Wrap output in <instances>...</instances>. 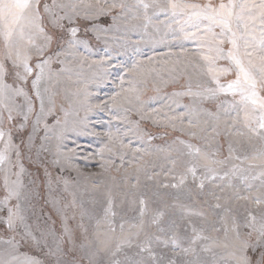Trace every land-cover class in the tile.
I'll return each mask as SVG.
<instances>
[{"label": "snow or ice", "instance_id": "6c2138e0", "mask_svg": "<svg viewBox=\"0 0 264 264\" xmlns=\"http://www.w3.org/2000/svg\"><path fill=\"white\" fill-rule=\"evenodd\" d=\"M0 264H264V0H0Z\"/></svg>", "mask_w": 264, "mask_h": 264}, {"label": "rangeland", "instance_id": "374dc122", "mask_svg": "<svg viewBox=\"0 0 264 264\" xmlns=\"http://www.w3.org/2000/svg\"><path fill=\"white\" fill-rule=\"evenodd\" d=\"M163 19V17H161ZM149 32H152L151 29H149ZM141 35L135 34V33H129L127 40L122 41L121 43L123 46L115 45L117 51H113L112 55L115 58L112 63L113 65L117 63H124L126 65H131V63L137 59L143 58L142 55H138L135 51L137 47H139V52L143 55H152L153 50L156 52H166L168 51V47L164 44H156L153 45L152 43H140L137 45V41L141 39ZM157 35V39L159 38V34ZM145 40L148 39V37L144 38ZM169 40H171V37H168ZM178 43V42H174ZM186 47H191L192 45L190 43L185 42ZM174 50L178 51V47ZM119 70L115 69L113 67H109L107 69V73L104 74L102 71L100 74L103 76L102 82H90L88 85L89 91L93 92L95 96H99L100 98H107L108 95L112 93L113 90L116 89V85L118 84L117 79V72ZM147 95L151 96L153 95L152 92H148ZM109 117L107 114H97L92 113L90 114V119L88 123V131H106L107 130V121ZM76 139L77 143L81 145V154H87L88 151H95L96 148L99 146V141L96 137L83 134L78 137H73ZM96 162L93 161L89 164L88 170L90 171H98V167L95 166ZM24 251H27V249H24Z\"/></svg>", "mask_w": 264, "mask_h": 264}]
</instances>
